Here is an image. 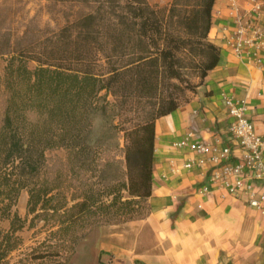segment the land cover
<instances>
[{
  "label": "trees",
  "instance_id": "obj_1",
  "mask_svg": "<svg viewBox=\"0 0 264 264\" xmlns=\"http://www.w3.org/2000/svg\"><path fill=\"white\" fill-rule=\"evenodd\" d=\"M58 1L93 10L59 31L0 40V56L7 57L0 78V217L12 216L11 230H0V262L24 227L12 212L23 190L31 224L51 225L47 241L66 250V261L94 228L148 218L156 121L220 60L209 40L216 0ZM93 111L126 116L112 123L124 133L123 146L89 141ZM57 149L66 150L65 159L50 154ZM115 163L123 177L105 184L101 176Z\"/></svg>",
  "mask_w": 264,
  "mask_h": 264
},
{
  "label": "crops",
  "instance_id": "obj_2",
  "mask_svg": "<svg viewBox=\"0 0 264 264\" xmlns=\"http://www.w3.org/2000/svg\"><path fill=\"white\" fill-rule=\"evenodd\" d=\"M170 1L149 0L157 6ZM223 23L213 17L209 38L221 31ZM220 52L219 63L188 100L156 121L150 216L94 229L84 241L88 249L84 244L76 249L70 264H264V216L242 200L192 197V184L204 181L198 171L171 174L172 140L192 127L206 137L213 132L225 135L223 92L248 97L252 115L262 125L264 71L248 59Z\"/></svg>",
  "mask_w": 264,
  "mask_h": 264
},
{
  "label": "built area",
  "instance_id": "obj_3",
  "mask_svg": "<svg viewBox=\"0 0 264 264\" xmlns=\"http://www.w3.org/2000/svg\"><path fill=\"white\" fill-rule=\"evenodd\" d=\"M213 17L224 23L209 40L264 71V0H220ZM222 98L228 119L225 135L212 131L206 137L192 127L172 140L171 174L198 171L204 181L192 184V197L242 200L264 216V120L259 127L248 97L223 92Z\"/></svg>",
  "mask_w": 264,
  "mask_h": 264
},
{
  "label": "rangeland",
  "instance_id": "obj_4",
  "mask_svg": "<svg viewBox=\"0 0 264 264\" xmlns=\"http://www.w3.org/2000/svg\"><path fill=\"white\" fill-rule=\"evenodd\" d=\"M92 10V5L73 1L0 0V40L4 39L3 35L5 34L8 37L12 36L13 42L16 43L27 30L30 31V36L35 35L38 30H43L44 34L59 31L63 26L75 21L79 15L90 13ZM6 64L7 57L0 56L1 79L4 78ZM29 66L34 68L36 62L29 63ZM199 81L200 79L198 78L194 79L195 83ZM192 93H187L184 102L188 100ZM110 99H113V97H110ZM129 115L133 114L130 113ZM113 116V113L105 114L100 111H93L91 114L93 127L89 136L90 142L95 143L101 140L108 147H115L118 144L124 145V133L114 129L112 123L114 120L115 124H120L126 116L112 118ZM50 154L65 159L67 152L65 149H57ZM122 167L119 163H115L113 167L103 172L101 176L102 181L108 184L122 178ZM29 197L27 190H23L12 208L13 214L17 213L25 221L24 227L17 232L15 238L11 239L8 245L15 248L5 250L7 251V255L1 260L0 264H70V261H66L65 259L67 255L66 250L56 249L55 245L51 246L50 243H57L53 240L47 241L49 231L52 229L51 225L46 226L42 221H36L34 225L31 224L32 216H28ZM11 218L12 216L10 218L0 217L1 231L7 232L11 230ZM112 225L118 224H106L99 227H109ZM86 238L78 244L77 249H81ZM85 249H88V247ZM39 255L47 256L38 258Z\"/></svg>",
  "mask_w": 264,
  "mask_h": 264
}]
</instances>
